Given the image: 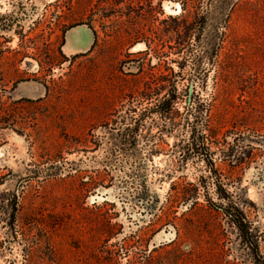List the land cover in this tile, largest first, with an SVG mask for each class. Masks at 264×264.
<instances>
[{
	"label": "rangeland",
	"instance_id": "obj_1",
	"mask_svg": "<svg viewBox=\"0 0 264 264\" xmlns=\"http://www.w3.org/2000/svg\"><path fill=\"white\" fill-rule=\"evenodd\" d=\"M0 264H264V0H0Z\"/></svg>",
	"mask_w": 264,
	"mask_h": 264
},
{
	"label": "water",
	"instance_id": "obj_2",
	"mask_svg": "<svg viewBox=\"0 0 264 264\" xmlns=\"http://www.w3.org/2000/svg\"><path fill=\"white\" fill-rule=\"evenodd\" d=\"M93 42L92 31L87 27L79 26L67 33L65 48L73 54L83 53L91 49Z\"/></svg>",
	"mask_w": 264,
	"mask_h": 264
},
{
	"label": "trees",
	"instance_id": "obj_3",
	"mask_svg": "<svg viewBox=\"0 0 264 264\" xmlns=\"http://www.w3.org/2000/svg\"><path fill=\"white\" fill-rule=\"evenodd\" d=\"M221 212L229 218L233 225L236 226L240 232V236L247 244H252L251 242V232L248 222L246 221L244 215L239 211V209L234 204H229L228 208H220Z\"/></svg>",
	"mask_w": 264,
	"mask_h": 264
}]
</instances>
